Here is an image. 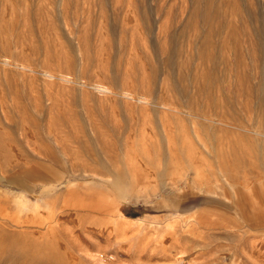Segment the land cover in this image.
I'll return each instance as SVG.
<instances>
[{"label":"rangeland","instance_id":"374dc122","mask_svg":"<svg viewBox=\"0 0 264 264\" xmlns=\"http://www.w3.org/2000/svg\"><path fill=\"white\" fill-rule=\"evenodd\" d=\"M0 202L38 264H264V0H0Z\"/></svg>","mask_w":264,"mask_h":264},{"label":"bare ground","instance_id":"6f19581e","mask_svg":"<svg viewBox=\"0 0 264 264\" xmlns=\"http://www.w3.org/2000/svg\"><path fill=\"white\" fill-rule=\"evenodd\" d=\"M16 182H19L20 184H21V188H24L25 190H27V191H35L36 189H35V184H31V183H29V181H23V179H20L19 181H16ZM46 183H47V181H43V183L42 184H40V187H41V191H50V189H48L49 187H45V185H46ZM62 183V182H61ZM60 183V184H61ZM38 185V184H37ZM59 185V184H58ZM23 186V187H22ZM40 191V192H41ZM20 194H18V195H15L14 196V199L13 200H11L10 201V204H14L15 206H16V208H17V211L19 212V213H22L23 211H26V213H27V215H26V217H25V219L23 220L24 221V224H22V225H25V227L26 228H29L28 226H34V227H44L45 226V230L46 231H43L42 232V234L44 235V232H51L52 230H54L55 228H57L56 226H55V224L53 223V220L56 218L55 216H54V214H53V212H54V210L52 209V207H53V205L52 204H54V201H49V200H45L44 199V201H45V203H44V201L42 202L41 200H39L38 198L34 201V202H31L30 201V199H28L27 198V196L26 195H24L21 191L19 192ZM59 194V193H58ZM60 195V194H59ZM6 196V195H5ZM4 196V197H5ZM63 196V195H62ZM56 197H57V195H56ZM55 197V198H56ZM36 198V197H35ZM8 199V198H7ZM69 199V198H68ZM254 199V198H253ZM2 200V199H1ZM9 200V199H8ZM33 200H34V198H33ZM13 202V203H12ZM66 202V201H65ZM0 203H2V202H0ZM27 203H32V205L34 204V206H30V204H27ZM43 203H44V205H43ZM3 204V203H2ZM46 204V205H45ZM56 204V203H55ZM66 204V203H65ZM6 205V204H5ZM1 207V206H0ZM3 208V207H2ZM2 208H0L1 209V212H3V211H5V209L4 210H2ZM54 209H56L55 208V206L53 207ZM63 209H65V208H63ZM69 209V208H68ZM73 209V208H72ZM7 210V209H6ZM9 210V209H8ZM7 210V211H8ZM59 210V209H58ZM66 210V209H65ZM63 211L62 212V209H61V211L59 212V211H57V213L58 214H55L56 216L58 215V217H59V219H60V216L62 217V216H64L65 214H63L64 212H66V211H68V210H66V211ZM74 210V209H73ZM53 211V212H52ZM0 212V213H1ZM6 212V211H5ZM69 213V212H68ZM5 214V213H4ZM3 214V215H4ZM9 214V213H8ZM11 214V213H10ZM63 214V215H62ZM70 214V213H69ZM24 215V216H25ZM73 215V214H72ZM2 216V215H1ZM68 216V215H67ZM71 216V215H70ZM3 217H5V216H3ZM66 218H69V217H66ZM65 218V219H66ZM71 218V217H70ZM73 218V217H72ZM75 218V217H74ZM7 219V218H6ZM22 219V218H21ZM16 220H17V218H16ZM61 220H63V218L61 219ZM60 220V221H61ZM2 221V220H1ZM20 221V220H19ZM18 221V222H19ZM22 221V222H23ZM58 221V220H57ZM59 222V221H58ZM62 222V221H61ZM65 222V221H64ZM64 222H62V223H64ZM5 224H6V222H4ZM12 223H16V222H13V219H12ZM66 223V222H65ZM8 224V223H7ZM6 224V225H7ZM56 224H57V222H56ZM59 224V223H58ZM2 225V224H1ZM0 225V226H1ZM4 225V224H3ZM3 225H2V227H1V229H3ZM19 225V224H18ZM62 225V224H61ZM64 225H66V224H63L62 226H64ZM68 225V224H67ZM58 226H60V225H58ZM61 226V228L63 229V227ZM73 226V225H72ZM75 226V225H74ZM22 227V226H21ZM65 227V226H64ZM71 227V226H70ZM67 228V227H66ZM5 229V228H4ZM20 229V228H19ZM18 229V230H19ZM58 229V228H57ZM56 229V230H57ZM25 230H27V229H25ZM28 230H30V229H28ZM70 230H73V229H70ZM69 230V233L71 232ZM5 232H6V229L4 230ZM9 231V230H8ZM12 231V230H11ZM16 231V230H15ZM20 231V230H19ZM19 231H16L18 234H19ZM59 231V230H58ZM3 232V231H2ZM4 232V233H5ZM10 232V231H9ZM9 232H8V234H9ZM27 232V231H26ZM29 232V231H28ZM27 232V233H28ZM35 232H36V230H35ZM38 232V231H37ZM57 232V231H56ZM61 232H63V231H61ZM15 233V232H14ZM21 233V232H20ZM31 233H33L32 231H31ZM58 233V232H57ZM65 233V232H64ZM67 234H68V231L66 232ZM75 233V232H74ZM79 233V232H78ZM77 233V234H78ZM12 234H13V231H12ZM63 234V233H62ZM3 235H5V234H3ZM15 235V234H14ZM20 235H22V234H19V236ZM24 235V234H23ZM56 235H58V234H56ZM60 235V234H59ZM71 236H73L74 234H70ZM76 235V234H75ZM8 236V235H7ZM25 236V235H24ZM53 236V235H52ZM64 236H66V235H64ZM71 236H68L67 238H69V237H71ZM2 237V236H1ZM1 237H0V239H1ZM37 237H39V236H37ZM59 238L61 237L62 239H64L61 235L60 236H58ZM80 237V236H79ZM16 238V237H15ZM27 238V237H26ZM25 238V239H26ZM46 237L44 236V238L43 239H45ZM49 238V237H48ZM60 238V239H61ZM10 239H12V237L10 238ZM28 239V238H27ZM26 239V240H27ZM30 239V238H29ZM17 240V239H16ZM23 240V239H22ZM22 240H20V241H22ZM33 240V239H32ZM35 240H36V237H35ZM52 240V239H51ZM59 240V239H58ZM68 240V239H67ZM72 240H73V238H72ZM34 241V240H33ZM32 241V242H33ZM39 241V246L41 245V243L43 242V240L41 241V239L40 240H38ZM38 241H35V242H33L34 244L35 243H37ZM40 241H41V243H40ZM46 241H47V239H46ZM45 241V242H46ZM54 241V240H53ZM61 241V240H60ZM64 241V240H63ZM66 241V240H65ZM64 241V242H65ZM3 242V241H2ZM14 242V241H13ZM25 242H27V241H23L22 243L24 244V245H19L17 242V244H15V243H5V241H4V243H1L0 242V258H2L3 256H5L6 258H8L10 261H12L13 263H16V264H38V263H47V262H50V261H52V260H54V259H56V257H57V255H55L54 253L52 254V252L51 251H49V250H45V249H43V247H42V249H40V247L38 248V246L35 244V247H33L31 244H29V245H26L25 244ZM31 242V241H30ZM51 242V241H50ZM63 242V243H64ZM29 243V242H28ZM47 243H49L48 241H47ZM46 243V244H47ZM67 243V242H66ZM70 243V242H69ZM33 244V245H34ZM45 244V245H46ZM70 244H72V243H70ZM31 245V246H30ZM43 245V244H42ZM49 245H51V244H49ZM49 245H47V246H49ZM80 245V244H79ZM46 246V247H47ZM53 246V245H52ZM61 246V245H60ZM65 246H67V244L65 245ZM64 246V247H65ZM37 247V248H36ZM71 247V246H70ZM48 248V247H47ZM46 248V249H47ZM50 248H51V246H50ZM59 248V247H58ZM62 249H66V248H63V247H61ZM52 249H54V247L52 248ZM69 249V248H68ZM68 249H67V251H68ZM71 249H72V247H71ZM78 249V248H77ZM51 250V249H50ZM55 250V249H54ZM57 250H59V249H57ZM70 250V249H69ZM53 251V250H52ZM56 251V250H55ZM60 252L61 251H63V250H59ZM64 252V251H63ZM69 252V251H68ZM55 253H57V252H55ZM70 253V252H69ZM72 253V252H71ZM58 254V253H57ZM62 254V253H61ZM64 254H66V253H64ZM73 254V253H72ZM71 254V255H72ZM59 255V254H58ZM75 255V254H74ZM64 256V255H63ZM65 256H68L69 257V255L67 254V255H65ZM62 256L60 255V258H61ZM70 258V257H69ZM57 259H58V257H57ZM2 261V260H1ZM59 261H61V260H59ZM65 261V260H64ZM70 261H71V259H70ZM75 261V260H74ZM67 262V261H66ZM76 262H77V260H76ZM11 263V262H10ZM12 263V264H13ZM55 263H57V262H55ZM65 263V262H64ZM63 264V263H62ZM72 264H73V262H72Z\"/></svg>","mask_w":264,"mask_h":264}]
</instances>
